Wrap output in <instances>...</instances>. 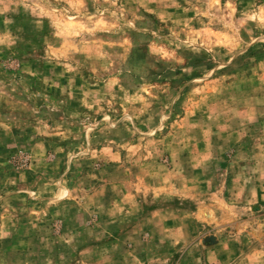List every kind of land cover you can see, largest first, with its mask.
<instances>
[{"label":"rangeland","instance_id":"rangeland-1","mask_svg":"<svg viewBox=\"0 0 264 264\" xmlns=\"http://www.w3.org/2000/svg\"><path fill=\"white\" fill-rule=\"evenodd\" d=\"M193 210L180 264H264V0H0V264H176Z\"/></svg>","mask_w":264,"mask_h":264},{"label":"crops","instance_id":"crops-1","mask_svg":"<svg viewBox=\"0 0 264 264\" xmlns=\"http://www.w3.org/2000/svg\"><path fill=\"white\" fill-rule=\"evenodd\" d=\"M172 183V182H171ZM178 184V187H172L173 190H175V194L176 196H181L182 198H184L185 196H189L190 193H186L183 191V189H181V187H179V182L176 181L175 184ZM174 186V183L173 185ZM188 194V195H186ZM172 196H174V193H171ZM202 219H199L201 222H203L201 225L204 226V224H207L208 221H206V219H209L210 221V214H208V212L206 211V209H204V212L202 211ZM187 217L185 219H183L182 217L179 218H175V252L176 250H178V248L182 245L183 242H187L189 243L187 245V247L185 248V250H183V252H181V254H178V260L176 264H180L181 258H185L186 256H189L190 253L193 254L194 251H198L199 254L204 255L209 252L214 251L217 246H218V240L217 237L215 238L216 241L214 243H211V240H206L205 238L203 239V237L200 235L201 233H199V238L198 235H196V233L194 231H192L191 233H189L190 227H194L196 226V220H197V214L195 212V210L188 212L186 215H184V217ZM186 220V222H185ZM171 223H173V221L171 220ZM187 225V230L185 231L184 229V225ZM202 241L203 244H200L198 241ZM208 241V243H207ZM205 243V244H204ZM214 244V245H212Z\"/></svg>","mask_w":264,"mask_h":264},{"label":"water","instance_id":"water-1","mask_svg":"<svg viewBox=\"0 0 264 264\" xmlns=\"http://www.w3.org/2000/svg\"><path fill=\"white\" fill-rule=\"evenodd\" d=\"M212 237H209V239H211Z\"/></svg>","mask_w":264,"mask_h":264}]
</instances>
